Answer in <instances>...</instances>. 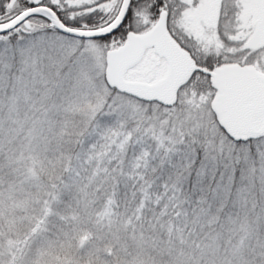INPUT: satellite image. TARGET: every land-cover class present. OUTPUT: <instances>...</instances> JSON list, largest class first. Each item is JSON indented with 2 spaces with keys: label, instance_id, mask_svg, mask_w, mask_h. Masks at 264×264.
Segmentation results:
<instances>
[{
  "label": "snow or ice",
  "instance_id": "6c2138e0",
  "mask_svg": "<svg viewBox=\"0 0 264 264\" xmlns=\"http://www.w3.org/2000/svg\"><path fill=\"white\" fill-rule=\"evenodd\" d=\"M0 264H264V0H0Z\"/></svg>",
  "mask_w": 264,
  "mask_h": 264
}]
</instances>
